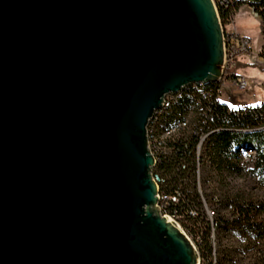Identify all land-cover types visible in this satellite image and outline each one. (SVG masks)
<instances>
[{
  "label": "water",
  "instance_id": "1",
  "mask_svg": "<svg viewBox=\"0 0 264 264\" xmlns=\"http://www.w3.org/2000/svg\"><path fill=\"white\" fill-rule=\"evenodd\" d=\"M223 64L214 0H0V264H197L147 128Z\"/></svg>",
  "mask_w": 264,
  "mask_h": 264
},
{
  "label": "trees",
  "instance_id": "2",
  "mask_svg": "<svg viewBox=\"0 0 264 264\" xmlns=\"http://www.w3.org/2000/svg\"><path fill=\"white\" fill-rule=\"evenodd\" d=\"M216 0L223 23L227 22L237 8L244 5L241 0ZM258 13L262 21L264 34V0H253L245 3ZM235 78L236 74L229 75ZM221 82L208 84L191 83L180 90V95L173 94L169 106L161 109L158 131L164 132L177 126L180 121L189 120V128L179 135L165 140V150L159 152L154 170L163 181L160 183V194L167 198L162 211L182 222L186 231L196 236L202 234L200 242L202 264H221L216 260L212 232L239 230L244 234L264 231L259 217L264 215V200L255 199L246 202L231 200L229 214L224 213V205L229 197L216 195L213 202L218 203L216 216L209 219L200 215L199 208L205 206L207 194L202 189V166L206 157L220 173L223 182L225 174H237L241 171L240 150L250 148L255 151L253 171L260 183L264 184V101L239 109L217 100ZM203 129L208 135L199 150L202 135L196 134ZM168 150V151H167ZM167 151V152H166ZM200 162V164H199ZM193 211L196 213L194 214ZM190 224L193 225L190 226ZM252 264H264L256 261Z\"/></svg>",
  "mask_w": 264,
  "mask_h": 264
},
{
  "label": "rangeland",
  "instance_id": "3",
  "mask_svg": "<svg viewBox=\"0 0 264 264\" xmlns=\"http://www.w3.org/2000/svg\"><path fill=\"white\" fill-rule=\"evenodd\" d=\"M214 1L216 3V0ZM241 1L245 3L253 2V0ZM245 3L236 9L231 22L224 24L222 21L224 32L226 30H236L250 37L252 41L251 54L239 57L235 67L238 75H245L249 79L248 89L240 91L229 81L224 84L223 91L221 92V100L223 102L232 106L242 107L256 105L264 101V54L262 52L264 34L262 32V21L255 15V11ZM258 58H260L259 61ZM255 155L254 150L242 148L240 150L241 160L239 165L241 171L237 174H225L223 182L220 181V173L212 166L209 158L206 157L205 165L201 169V185L204 193L207 194L206 205L210 211H216L219 208L218 203L213 202V198L216 195L219 197V200L224 196L230 198V201L224 205L225 214H229L232 208L231 200L240 202L251 201L257 198L264 200V184L260 183L253 171ZM199 210L201 216L208 214L211 220V213H208L206 206H204V209L199 208ZM212 216L214 217L216 214L214 213ZM173 220L179 223L194 243L199 253V262L202 264V250L199 247L200 242L204 241L202 234L198 233V235L192 236L183 227L182 222L175 218ZM259 222H262L259 224L264 230V215L259 217ZM190 226L193 228L192 224ZM211 236L216 251V260L221 262V264H252L256 261L264 263V231L248 235L231 228L230 230L222 231L221 234L213 230Z\"/></svg>",
  "mask_w": 264,
  "mask_h": 264
},
{
  "label": "built area",
  "instance_id": "4",
  "mask_svg": "<svg viewBox=\"0 0 264 264\" xmlns=\"http://www.w3.org/2000/svg\"><path fill=\"white\" fill-rule=\"evenodd\" d=\"M232 4L234 3L233 0L230 1ZM217 5V4H216ZM218 8V7H217ZM253 9V8H252ZM254 10V9H253ZM219 12V10H218ZM220 15V14H219ZM255 15L258 16V13L255 12ZM234 14L229 18V20L227 22H231L232 18H233ZM221 19V17H220ZM222 22V19H221ZM227 22H225L224 24H227ZM264 25V22H263ZM226 38H227V50H226V60L224 61V64L222 66V75L219 78L218 82H221V87L219 88V92L217 95V100L218 101H222L221 100V92L223 91V86L226 82H232V85H234V87L240 91H244L246 89H248L249 87V79L245 76V75H238L235 67L237 65V60L239 57L244 56V55H249L252 52V41L251 38L248 37L247 35H243L239 32H237L236 30H226ZM263 54H264V46H263V50H262ZM236 74L235 78H231L229 77V75L231 74ZM210 83V82H209ZM199 85L201 84H208V83H198ZM178 94L180 95V91L178 92H171L168 93L163 101L162 106L157 109L154 113V116L151 118L149 125H148V143L151 145L152 147V154L155 157L156 160V164L158 162V157H159V152L161 150H165V140L169 137H174L179 135L181 132L185 131L187 128H189V120L185 119L183 121H180L178 123L177 126L172 127L169 130H166L164 132H159L158 131V123H159V119H160V115H161V109L165 106H169L171 101L174 99L173 94ZM237 109L241 108L242 106H234ZM203 129H201L199 132H195L196 134H200L202 135V140L201 143L199 144V150L202 147V143L203 141L206 139V137L208 135H203ZM168 151V150H167ZM166 151V152H167ZM200 164V162H199ZM154 166V168H155ZM153 168V172H152V177L153 180L157 183L158 187H159V208L162 211L163 205H165L167 198L165 196H162L160 194V183L163 181L161 175L155 171ZM205 206L206 209L208 211V213H211V217L212 215H214V211H210V209H208L206 202H205ZM163 212V211H162ZM193 213L195 214L196 212L193 211ZM168 215V214H166ZM199 264H201L199 262Z\"/></svg>",
  "mask_w": 264,
  "mask_h": 264
},
{
  "label": "bare ground",
  "instance_id": "5",
  "mask_svg": "<svg viewBox=\"0 0 264 264\" xmlns=\"http://www.w3.org/2000/svg\"><path fill=\"white\" fill-rule=\"evenodd\" d=\"M222 29H223V37H224V61H225L226 60V53H227L226 52V50H227V38H226V35H225V32H224L223 25H222ZM148 147H149V150L152 153V147H151V145L149 143H148ZM166 217L168 218V220H170L172 222H175L176 225L180 226L179 223L177 221L173 220L172 217H170V216H166ZM197 264H199V262Z\"/></svg>",
  "mask_w": 264,
  "mask_h": 264
},
{
  "label": "crops",
  "instance_id": "6",
  "mask_svg": "<svg viewBox=\"0 0 264 264\" xmlns=\"http://www.w3.org/2000/svg\"><path fill=\"white\" fill-rule=\"evenodd\" d=\"M260 60V58H258V61Z\"/></svg>",
  "mask_w": 264,
  "mask_h": 264
}]
</instances>
